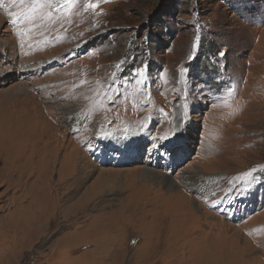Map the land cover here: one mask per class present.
Instances as JSON below:
<instances>
[{"label": "rangeland", "instance_id": "obj_1", "mask_svg": "<svg viewBox=\"0 0 264 264\" xmlns=\"http://www.w3.org/2000/svg\"><path fill=\"white\" fill-rule=\"evenodd\" d=\"M1 1L0 264H264V0Z\"/></svg>", "mask_w": 264, "mask_h": 264}, {"label": "bare ground", "instance_id": "obj_2", "mask_svg": "<svg viewBox=\"0 0 264 264\" xmlns=\"http://www.w3.org/2000/svg\"><path fill=\"white\" fill-rule=\"evenodd\" d=\"M1 1V0H0ZM2 2V1H1ZM4 16V15H3ZM43 34V33H42ZM28 37V36H27ZM51 39V38H50ZM52 39H54V38H52ZM19 41V40H18ZM41 41V40H40ZM48 43H50V42H48ZM36 44V43H35ZM53 44V43H52ZM55 44V43H54ZM50 47V46H49ZM48 47V48H49ZM53 47V46H52ZM51 47V48H52ZM51 51V50H50ZM21 62V61H20ZM28 62V61H27ZM45 62V61H44ZM25 64V63H24ZM49 64V63H48ZM28 65V64H27ZM42 65H44V64H42V63H39V64H37V65H35V66H30L29 68L28 67H22L21 66V64L19 65V67H18V69L19 70H23V71H27L28 69H32V70H36V72H35V74L39 71V70H41V68H42ZM45 66V65H44ZM1 70H4V68H2ZM45 77V76H44ZM44 81V80H43ZM53 82V81H52ZM13 88V87H12ZM25 89H28L25 85H24V83L23 82H21V81H19V83H17V85H15L14 86V88L12 89V90H14V91H17V90H23L24 92H25ZM7 91V90H6ZM53 91V90H52ZM7 95L8 93L7 92H5L4 91V93H0V95ZM62 95V94H61ZM7 99V98H6ZM28 101V100H27ZM72 101V100H71ZM20 102V101H19ZM11 103V102H10ZM9 105V104H8ZM51 107V106H50ZM53 107H55V108H57L58 109V113H62V114H64V116H65V118H66V123L67 124H70L71 122H73V121H77V116L75 115V113H76V108H75V104H73V103H70V102H64V103H62V104H59V105H56V106H53ZM43 111V110H42ZM21 113V112H20ZM38 113V112H37ZM43 113H44V111H43ZM70 116V117H69ZM80 120V119H79ZM59 129V128H58ZM57 128H56V130L55 129H53V135H56L57 137L56 138H54L53 139V137H51V134L49 135V134H47L46 135V137H44V139L46 140L45 141V143H44V140H42V144L44 145V146H42L41 147V149L44 151L45 150V148H49L50 146H51V142H53L54 140H57V141H59V138H60V136H61V134H62V132L60 131V130H58ZM58 144V147L57 148H60L61 146H60V144L59 143H57ZM6 145V144H5ZM8 147V146H7ZM22 148V147H21ZM75 151H76V149L73 147V148H71V152H70V154L69 155H66V157H67V161H69L70 162V160L73 162V163H75V161H78L77 160V156L74 154L75 153ZM134 155V154H133ZM143 172L145 173V175H148V176H157V178H158V175H159V173L160 172H158L157 170H155V169H153V168H151V167H147V166H145L144 167V170H143ZM185 176H183V181H185V183L189 186V187H191V188H195V189H197V190H200L201 192H202V194H204V197L208 200V199H212L211 197H212V195H213V193H214V188L216 187L215 185H216V181L218 180V176H215V177H202V176H197L196 177V174H188V175H186V174H184ZM133 178V177H132ZM131 181H132V179H131ZM133 182V181H132ZM135 183V182H134ZM173 183H175V182H170V185L171 184H173ZM143 187V186H142ZM132 189V188H131ZM134 191V190H133ZM136 191H138V190H136ZM141 191V190H140ZM149 191V190H148ZM148 191H147V193H148ZM184 191V190H183ZM153 193H154V196H156V199H155V201H147V204H145V205H137V204H135V203H132V204H130L131 205V207H128V211H130L131 213H135L136 215H138V216H140L141 218H143L144 216H141V214L143 213V212H146V216L145 217H147L148 216V213L149 212H151V211H153L154 210V207L153 206H158V204L160 203V201L161 200H159L158 198H161L162 196H163V193L161 192V190H160V188H155V190H153L152 191ZM52 193V192H51ZM186 194V193H185ZM55 195V194H54ZM141 195V194H140ZM139 195V196H140ZM150 196V195H149ZM153 196V197H154ZM146 197H148V196H146ZM140 199V198H139ZM158 199V200H157ZM164 199H166V201H168V202H164ZM187 199H188V197L186 196H184L183 195V193H182V190H178V191H176V192H172V193H170V194H168L167 196H164V198H163V201H162V203L161 204H163V207H165L164 208V210H163V214H162V216L165 218V216H169L170 215V212L172 211V210H174V209H177V210H181L183 207H186V206H188V203H187ZM47 200L48 199H39V200H37V201H35L34 202V204H35V206H36V208H38L37 210H38V213H35V214H38L39 215V217L37 216L36 218V221L35 222H40V220H42L43 218H44V213L45 212H47V211H49V208H50V204H51V202H53V201H49V202H47ZM137 200V199H136ZM135 200V201H136ZM54 202H56V201H54ZM155 202V203H154ZM160 204V205H161ZM235 202L233 203L232 202V206H235ZM129 205V206H130ZM147 206H150V208H147ZM58 207H60V206H58ZM161 207V206H160ZM186 208H188V207H186ZM159 209V208H158ZM132 215H134V214H132ZM212 215V214H211ZM171 216V215H170ZM180 214H177V217H178V220L179 219H181L180 217ZM20 217H21V215L20 216H16V218L13 220V223L17 226V227H20L19 229H21L22 230V235H24L23 233H25L26 234V237L27 238H29V240L31 241V240H33L35 237L36 238H38L40 235H41V229H40V227L36 224L35 225V223H32V221L29 219L28 220V224L26 225V224H21L20 223ZM50 217V216H49ZM176 217V218H177ZM55 220V219H54ZM12 224V223H11ZM14 225H12L11 226V228L10 229H14L15 227H13ZM50 228V227H49ZM15 230V229H14ZM18 230V229H17ZM49 231V230H48ZM48 233V232H47ZM91 233V232H90ZM93 234H94V232H93ZM6 236H4V238H6L7 236H8V234H5ZM90 235V234H89ZM15 236V235H14ZM18 237H21V235L20 236H18ZM44 237V236H43ZM8 238V237H7ZM90 238H88V240H89ZM91 240V239H90ZM4 241H5V239H4ZM85 241V240H84ZM22 245H23V243H22ZM22 245H20V246H22ZM27 245H29V244H27ZM212 256H213V253H212ZM0 260H1V258H0Z\"/></svg>", "mask_w": 264, "mask_h": 264}, {"label": "snow or ice", "instance_id": "obj_3", "mask_svg": "<svg viewBox=\"0 0 264 264\" xmlns=\"http://www.w3.org/2000/svg\"><path fill=\"white\" fill-rule=\"evenodd\" d=\"M221 55H223V53H221Z\"/></svg>", "mask_w": 264, "mask_h": 264}]
</instances>
